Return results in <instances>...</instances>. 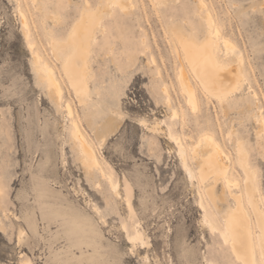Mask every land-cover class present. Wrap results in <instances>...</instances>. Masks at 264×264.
<instances>
[{
    "label": "rangeland",
    "instance_id": "rangeland-1",
    "mask_svg": "<svg viewBox=\"0 0 264 264\" xmlns=\"http://www.w3.org/2000/svg\"><path fill=\"white\" fill-rule=\"evenodd\" d=\"M122 1L126 10L114 5L99 11L89 43V93L80 103L61 64L72 51H59L57 60L48 43H65L80 15L102 2L0 0V264H241L218 231L233 201L220 183L218 208L207 198L213 178H199L201 156L194 146L206 134L214 137L229 157L231 191L237 194L243 175L234 145L244 146L264 205V127L258 122L261 116L264 121V0H202L201 8L198 0ZM206 14L232 43L226 55L216 40L217 57L228 67L240 59L246 76L223 102L206 94L187 70L176 41L184 36L179 41L186 47L213 41ZM31 51L53 67L105 176L119 184L121 199L115 200L107 177L95 172L86 178L70 147V120L49 99ZM180 68L194 90L196 109L179 85ZM169 133L183 144L194 181ZM200 197L218 230L203 221ZM71 207L92 221L93 241L86 228L74 227ZM137 231L145 240L134 243Z\"/></svg>",
    "mask_w": 264,
    "mask_h": 264
},
{
    "label": "bare ground",
    "instance_id": "bare-ground-1",
    "mask_svg": "<svg viewBox=\"0 0 264 264\" xmlns=\"http://www.w3.org/2000/svg\"><path fill=\"white\" fill-rule=\"evenodd\" d=\"M161 1L163 2L164 0H159V2ZM100 2H102V6L100 8L98 7L92 12L86 14L83 13L80 15L65 43L55 41V39L50 40L51 37L49 39L50 42L48 43L49 52L57 60H59V51H65L67 48L72 51L70 53L72 55L69 54L70 56H65L61 60V64L67 85L80 103H82V99L89 93V88L86 82L89 68V46H91L89 43H93L95 40L93 28H96V25L98 26L99 11L100 9L101 11H108V9L114 5L120 6L121 9L127 7L122 0H100ZM197 2L199 8L204 5L202 0H198ZM86 3L88 4V2ZM86 3L85 5H87ZM23 15L24 14L21 16L23 17ZM204 19L208 29V37L212 38L213 41H209L202 47H196L194 44H190L186 47L182 42L179 41L181 37L184 36H180V39L176 38L178 50L180 52L179 54H181L184 63L186 64L185 66H187V70L189 69L199 81L206 94L214 97L219 102L227 101L240 89L242 83L246 81V76L244 75L240 59H237V64L235 67H231L232 65L228 67L230 64L228 66L227 64L224 65V63L217 57L216 49L219 45H217L216 40H220L221 46L223 47L226 55L233 51L232 43H230L229 40L219 36L220 33L214 28L211 18L208 16V14L204 16ZM23 33L25 39L27 40V38H29L28 32L24 31ZM185 39H187L186 36ZM205 40L207 39L205 38ZM32 45L33 43H28L29 49L32 47ZM31 53L33 55V68H35L38 74V79L46 88L49 99L53 102L56 110L64 109L66 112L65 118L70 120V147L75 154V159L79 162L81 168L83 169L86 178L90 179L95 172L100 173L101 176H105L100 165L96 148L84 133L81 124L78 123V120L75 117V111L70 102L64 99V93L61 87L60 79H58L53 67L48 63V61L46 62L44 60L45 58L43 59L36 52L31 51ZM178 81L181 90L186 95L187 102L193 109H196L194 90L188 81V78L184 72V68H180ZM258 122L261 127H264L262 116L260 119H258ZM51 130H57V127L53 125ZM169 134L171 141L175 142L177 145V155L189 181H194L196 175L188 166L183 144L177 138L171 135V133ZM63 144L64 141L61 142V158L64 163ZM242 147L244 146H241V144L237 142L234 145L236 163L241 169L243 175V188L237 194L231 191L233 189L232 187L235 185V181L229 178L230 168L227 164L229 157L218 144V142H216L214 137L212 135L206 134L194 146V151L201 156H199L200 160L198 162L199 178L201 181H206L210 176L213 178L211 181L212 185L207 188L205 192L207 198L212 201V204L216 208H218L216 201L218 198L215 194V186L220 183L222 184L223 190L226 189L229 192L228 195H230L233 201V206L222 217L223 226L222 228H219V230L217 227H214V225L211 224V220L208 221L209 219L206 215V206L204 205L203 199L201 198L202 196L199 200V207L205 213L202 217L207 227L211 230L216 229L219 231L222 242L229 246V249L236 261L240 262L241 264H264L263 200L259 196V192L257 193L256 186L254 185L255 182H253L252 179L253 176L250 173L252 170L250 171L248 167L247 157ZM198 149L200 151H205V154H199L197 151ZM105 177L108 179L110 192L114 196L115 200L117 201V199H121L122 197L119 184L116 182L114 183L109 175ZM222 198L226 199L224 193H222ZM123 201L125 203L126 210H128L129 204L125 198V195ZM90 205L92 206V208L89 206L91 212L98 214V208L95 205ZM71 209L73 212V222H77L74 223V227L76 228L78 225H80L86 228L83 233L87 234L90 237V240L93 241V235L96 231L92 221L80 211L75 210L72 207ZM134 235V237L132 235L133 238L131 241L145 240L143 233L140 231H137ZM225 240H227V243H225ZM132 249H134L133 243ZM27 264L30 263L28 262Z\"/></svg>",
    "mask_w": 264,
    "mask_h": 264
},
{
    "label": "snow or ice",
    "instance_id": "snow-or-ice-1",
    "mask_svg": "<svg viewBox=\"0 0 264 264\" xmlns=\"http://www.w3.org/2000/svg\"><path fill=\"white\" fill-rule=\"evenodd\" d=\"M225 243H227V240H225Z\"/></svg>",
    "mask_w": 264,
    "mask_h": 264
}]
</instances>
